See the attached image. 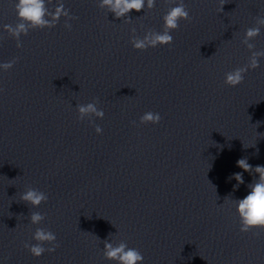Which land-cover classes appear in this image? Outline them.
Returning a JSON list of instances; mask_svg holds the SVG:
<instances>
[{"label":"clouds","instance_id":"obj_1","mask_svg":"<svg viewBox=\"0 0 264 264\" xmlns=\"http://www.w3.org/2000/svg\"><path fill=\"white\" fill-rule=\"evenodd\" d=\"M172 2L175 6L170 7L163 16V30L161 32L149 30L143 38H140L135 35V28L131 30L133 36L130 42L134 49L146 51L150 47L155 48L157 46L171 45L173 37L170 33L178 29L180 21H191V17L183 0H172ZM155 4L156 0H147V3H145V0H100L98 6L100 8L106 7L117 19H122L128 17V14L132 10L141 12L145 7L148 9L154 8ZM223 5L222 3L221 10H223ZM14 7L19 22L15 26L5 25L4 28L11 37L16 39V46L18 48L22 46L20 36L22 34L27 35L29 30L51 29L56 26L62 16L68 18V20L75 19V17L70 16L69 10L65 9L63 3H60L54 12L48 10L45 0H17ZM256 24V27L248 28L245 31L242 41L251 52L248 63L243 67L235 68L225 74L224 83L227 86L236 87L243 83L246 72L250 69L254 70L258 68L259 58L264 57V51H254L255 45L250 43L251 40H254L260 35V28L264 26V17H258ZM65 27L70 28L71 25L66 21ZM15 63L16 61L13 60L0 64V69L7 71ZM97 104L98 100L87 103L86 105H77L78 119L83 121L92 116L102 119L104 112L97 107ZM160 120L161 116L159 113L149 111L140 117L139 122L140 124H158ZM95 131L97 134H101L103 130L97 125ZM237 166L245 172L259 174L258 180L247 185L250 192L243 199L235 200L236 212L240 219V231L247 233L252 229H264V166H256L253 168L248 163L247 158L238 159ZM231 178L237 181L234 190L244 183L242 173H235ZM47 199L48 197L44 192L32 187H28L20 196L21 201L34 208L47 202ZM44 219L45 216L39 212H32L29 216L30 223L33 225H39ZM33 239L37 241L36 244L30 245L25 243L24 247L34 257H40L46 251L49 253L55 252L59 246L56 243L57 237L55 233L44 228H36ZM45 243L51 245V247L45 248L43 246ZM103 244V255L106 260L114 261L116 264H143L144 256L141 252L138 249L128 247L124 241L114 244L106 240Z\"/></svg>","mask_w":264,"mask_h":264},{"label":"water","instance_id":"obj_2","mask_svg":"<svg viewBox=\"0 0 264 264\" xmlns=\"http://www.w3.org/2000/svg\"><path fill=\"white\" fill-rule=\"evenodd\" d=\"M100 0H45L50 12L63 3L75 19L61 17L55 27L32 29L20 36L21 47L5 31L19 21L17 0H0V133L9 126L68 66L111 15ZM71 27H65V23Z\"/></svg>","mask_w":264,"mask_h":264}]
</instances>
